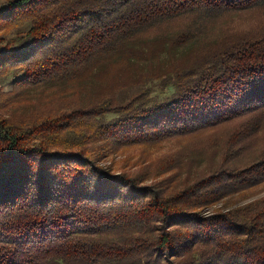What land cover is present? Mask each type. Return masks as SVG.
<instances>
[{"label":"trees","instance_id":"1","mask_svg":"<svg viewBox=\"0 0 264 264\" xmlns=\"http://www.w3.org/2000/svg\"><path fill=\"white\" fill-rule=\"evenodd\" d=\"M261 6L264 0H4L0 25L31 26L21 43L4 46L0 73L20 68L16 82L24 84L68 78L93 55L123 53L154 24ZM200 30L181 33L176 44H193ZM70 32L76 36L64 43ZM200 58L209 66L194 72L200 60L172 79L176 92L166 101L105 102L29 124L0 114V264H264V197L206 213L264 181V149L247 167L221 168L173 190L156 179L176 160L159 161L148 182L145 174L101 166L88 146L152 145L264 113V30L208 45ZM112 111L118 117L102 119ZM256 119L226 136V161L260 129Z\"/></svg>","mask_w":264,"mask_h":264},{"label":"rangeland","instance_id":"2","mask_svg":"<svg viewBox=\"0 0 264 264\" xmlns=\"http://www.w3.org/2000/svg\"><path fill=\"white\" fill-rule=\"evenodd\" d=\"M3 1L0 0V5ZM30 26L29 20L0 25V53L5 52L6 44L14 48L21 43L22 34ZM202 27L203 35L196 41L194 39L193 44H176L175 39L181 33L197 36ZM263 30L264 6L232 10L211 19L200 14H186L150 26L128 41L123 53L115 55L102 51L91 56L77 73L71 72L68 78L61 76L38 84L17 83L23 71L6 66L0 73V114L16 124H29L74 108L87 109L105 102L119 106L141 96L166 101L176 92L172 79L182 77L184 70L191 69L200 60L203 64L194 72L209 66L208 59L200 58L204 47L221 44L235 35H257ZM75 36L74 32H70L62 41L69 43ZM260 112H248L216 127L175 136L152 145H113V148H108L101 141L93 140L88 146L101 166L118 173L145 174L148 182L155 179L152 172L159 161L176 160V167L156 180L162 181L170 189H180L221 168H244L257 161L264 149V113ZM250 116L257 118L253 124L261 119L260 129L236 146L226 161L223 158L226 136ZM116 117L118 113L112 111L102 119ZM77 137L76 134L65 135L69 139ZM263 197L264 181L219 200L206 213L233 209Z\"/></svg>","mask_w":264,"mask_h":264}]
</instances>
